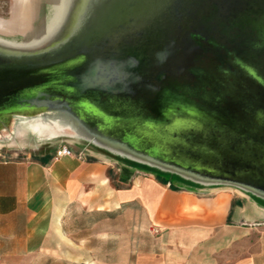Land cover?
I'll return each mask as SVG.
<instances>
[{"label":"rangeland","instance_id":"rangeland-1","mask_svg":"<svg viewBox=\"0 0 264 264\" xmlns=\"http://www.w3.org/2000/svg\"><path fill=\"white\" fill-rule=\"evenodd\" d=\"M119 1L93 3L79 32L90 52L39 70L50 75L38 79L47 91L30 94L34 108L0 118V160L33 157L61 145L79 153L94 145L122 157L109 159L114 170L124 161L136 163L206 187L237 188L264 201V84L248 73L264 82V0H159L162 25L154 27L147 18L117 37L112 28L125 22L118 16L125 1ZM17 3L0 0V54L44 49L64 37L65 29L51 41L23 44L28 28L9 27ZM32 7L35 14L46 11L41 1ZM113 14L121 20L113 21ZM183 31L190 44L178 37ZM150 34L167 41L156 42L154 56L131 58L134 48L147 46ZM81 57L89 63L76 70L73 64ZM22 74L13 80L7 71L0 80V105H19L16 99L26 97V90L5 93L11 80L13 86L27 80ZM78 99L89 104L81 119L60 112ZM83 123L100 128L102 135L86 141L62 129L85 135ZM175 123L180 126L172 130ZM47 137L53 141L47 143ZM262 236L254 229V253L264 250Z\"/></svg>","mask_w":264,"mask_h":264},{"label":"crops","instance_id":"crops-1","mask_svg":"<svg viewBox=\"0 0 264 264\" xmlns=\"http://www.w3.org/2000/svg\"><path fill=\"white\" fill-rule=\"evenodd\" d=\"M57 149L0 160V264H264V201Z\"/></svg>","mask_w":264,"mask_h":264},{"label":"water","instance_id":"water-1","mask_svg":"<svg viewBox=\"0 0 264 264\" xmlns=\"http://www.w3.org/2000/svg\"><path fill=\"white\" fill-rule=\"evenodd\" d=\"M122 1L120 0L119 2H122ZM124 1H125V3L123 2L124 6L122 8L123 12H120L118 16H120V14H121V18H123V20H125V22L123 21V23L121 25H118V26L116 25L112 28L111 31H113V30L117 31L115 33V36L118 37L119 34L121 35V31H123L122 34H125V32H128L126 30L131 29V26H132L131 23L134 24L133 25V27H134L136 23H139V21H143L147 18L153 19V25L152 26H154V27H156V26L159 27L160 25L163 24L162 22H160V20H161L159 18L160 14L158 13V4L160 2L159 0H124ZM117 9L120 10V8H117ZM156 10H157V12H156ZM117 12H116V14H117ZM121 18L117 19V17H114V14H113L112 20L113 21H115V20L119 21V20H121ZM84 20H85V18L83 19V21H81L77 25H75V27L67 35H65L61 40H59L55 43H52L50 46H48L44 49L25 51L24 52L25 54H22L20 52H8L7 54H0V80L7 73V71L10 72L11 75H13L10 79L14 80L17 77L19 79V76L23 72L26 75L25 78L27 79L25 82L14 85V86L12 85L13 81L11 80V83L9 84L8 89L5 93H8V96H13V94L16 93L17 91L33 90L34 94L31 93L32 97H33V95L38 94L40 91H43V90L47 91V89H48L47 86L42 87V85L44 83H41V81L39 82L38 79L41 78L44 80V77H46V75L47 76L50 75V73L47 71L41 73V72H39V70H43L44 68H48L49 63H54L60 59L64 60V62L69 61V60L74 61V60L78 59L77 55L78 56L80 54L87 55L88 52H90V49L87 51L85 43L81 42V40H80L81 34H79L80 29H81V24L84 22ZM128 22H130V23H128ZM147 22H145L144 25H146ZM142 25H143V23L140 22L141 27H143ZM119 27H121V30ZM133 29H136V26ZM161 37L162 36H158V37L155 35L151 36V34H150V36L147 38V41H146L147 46H145L144 48L142 47L141 49L139 47L134 48L132 50L133 53H130L131 58L138 60L140 58L139 55H142V56L143 55L144 56L149 55L150 57L154 56L155 55V44H156V42L158 41L159 43L162 42L165 44L167 41V39H166V41L163 39L160 40ZM178 37H180L182 39L183 44H185V45L190 44V41L187 39V32H184V31L181 32ZM182 41L180 43H182ZM53 47H56L54 51L50 52L49 54H45V55L43 54L44 52H48ZM73 50H76V51H73ZM53 55H54V57H53ZM57 56H59V57H57ZM88 63L89 62L85 58L81 57L80 60H78V62L73 64L74 69L81 70V69L85 68L88 65ZM27 73H29V74H27ZM30 73H32V75H30ZM38 73H40V75L42 77H40ZM248 73L252 77L254 82H256L258 84H264V82H261L260 79H258L257 76H255V74L253 72L248 71ZM18 79H15V80H18ZM36 84L37 85L39 84V87L38 86L36 87L35 86ZM75 86H76V84H75ZM24 96H25V94H24ZM33 100H34V98H31L30 95H26V97H20L19 99H16L15 102L16 103L17 102L18 103L25 102L29 106V105L33 104ZM74 103L72 104V107H73ZM9 104L10 103L8 102L7 105H5V106L0 105V112L2 113L3 110L5 109L4 107L8 106ZM200 109H203V108L200 107ZM178 124L179 123L173 124L174 126H172L171 129L172 130L178 129V127L180 126ZM94 130L97 132L98 135H102L100 128L96 127V128H94ZM132 149H134V148H132ZM134 150L139 151L137 149H134Z\"/></svg>","mask_w":264,"mask_h":264},{"label":"bare ground","instance_id":"bare-ground-1","mask_svg":"<svg viewBox=\"0 0 264 264\" xmlns=\"http://www.w3.org/2000/svg\"><path fill=\"white\" fill-rule=\"evenodd\" d=\"M96 1L97 0H42L46 11L43 14H35L32 7L34 0H18L16 5L17 8H19L18 14L17 16H14L9 27L14 30L18 28L20 29L21 27L24 28V26L28 28L25 32L26 37L22 41L23 44L41 42L45 39L46 42L51 41L58 34H61L64 29V36L67 35L75 25L83 21L90 10V7H92L93 3ZM55 48L56 47H53L43 54H49L54 51ZM31 93H33V90L25 91V95H30ZM87 107L88 104L86 102L78 99L73 107L62 108L60 109V112L64 115H72L77 119H81L79 113ZM4 108L3 112H0V118L6 117V115L12 111H31L34 107H31V105L28 106L26 103H20L19 105H8ZM83 124L88 133L85 134L86 136L74 132L71 129H62L77 139L82 138L84 140H89L92 136H99L94 129L85 123ZM35 129L42 131L53 130L52 128L41 126L35 127ZM148 151L151 153L154 150L149 149ZM261 192L264 193V190H261Z\"/></svg>","mask_w":264,"mask_h":264},{"label":"built area","instance_id":"built-area-1","mask_svg":"<svg viewBox=\"0 0 264 264\" xmlns=\"http://www.w3.org/2000/svg\"><path fill=\"white\" fill-rule=\"evenodd\" d=\"M72 155V151L69 147L62 145L55 152V160L59 159L62 156H70Z\"/></svg>","mask_w":264,"mask_h":264}]
</instances>
